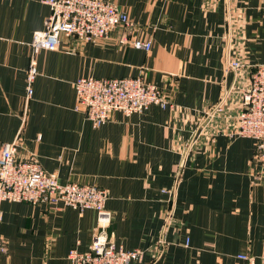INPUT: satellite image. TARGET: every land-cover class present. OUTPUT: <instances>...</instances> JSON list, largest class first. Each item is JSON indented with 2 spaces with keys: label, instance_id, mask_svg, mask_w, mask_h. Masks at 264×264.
Masks as SVG:
<instances>
[{
  "label": "crops",
  "instance_id": "0c3cea01",
  "mask_svg": "<svg viewBox=\"0 0 264 264\" xmlns=\"http://www.w3.org/2000/svg\"><path fill=\"white\" fill-rule=\"evenodd\" d=\"M45 1L0 0V148L19 134L18 155L35 154L60 183L106 190L115 243L143 251L133 264H246L240 254L264 264V162L255 157L254 140L199 138L175 186L202 114L264 63V0H105L131 25L97 43L62 38L57 50L38 52L26 102L30 43L49 15ZM132 39L149 41L151 49L133 48ZM228 58L244 69L226 72ZM87 77H141L174 107L114 112L93 129L74 110V83ZM174 187L173 200L163 191ZM0 207L7 244L0 264H70V250L86 252L96 228L92 210Z\"/></svg>",
  "mask_w": 264,
  "mask_h": 264
},
{
  "label": "built area",
  "instance_id": "2783aa9c",
  "mask_svg": "<svg viewBox=\"0 0 264 264\" xmlns=\"http://www.w3.org/2000/svg\"><path fill=\"white\" fill-rule=\"evenodd\" d=\"M49 15L43 30L33 33L30 49L31 59L26 76V97H32V84L37 76L35 56L42 50L55 51L61 39L97 43L109 37L117 27H129L125 12L105 0H46ZM229 23V19H228ZM123 43L127 39L123 38ZM130 45L148 52L151 43L138 39L129 40ZM244 65L238 58H228L225 71L234 75ZM76 103L74 110L84 116L93 129L100 128L114 112L125 116L141 114L150 106L163 110L172 109L173 103L157 87L147 84L141 77L133 78H79L74 83ZM187 152L175 174L178 185L184 160L199 138L209 141L216 135L233 138H250L255 141V157L264 162V63L249 72L245 84L232 85L208 111L202 114L192 133ZM18 134L10 143L0 148V206L3 202L49 204L68 207L80 213L92 210L96 213V228L86 252L70 250V264H133L143 256L141 249L124 250L117 246L114 234L108 231L111 214L106 210V190L76 182H59L56 174L43 170L38 157L31 152L18 155ZM174 200L176 188L163 191ZM164 219L162 232L168 228L169 213ZM2 211L0 207V222ZM161 243V241H160ZM189 240L185 239L188 246ZM7 244L0 238V255L6 254ZM238 259L255 264L254 257L240 254ZM264 258V256H263Z\"/></svg>",
  "mask_w": 264,
  "mask_h": 264
}]
</instances>
